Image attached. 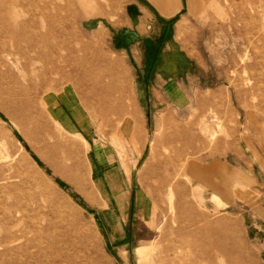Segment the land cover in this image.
<instances>
[{
    "label": "rangeland",
    "instance_id": "rangeland-1",
    "mask_svg": "<svg viewBox=\"0 0 264 264\" xmlns=\"http://www.w3.org/2000/svg\"><path fill=\"white\" fill-rule=\"evenodd\" d=\"M170 2L191 62L175 82L146 55L164 0H0V264H139L138 247L159 264H264V0ZM50 94L76 99L92 137L57 120ZM141 115L122 212L95 166L129 170L121 128Z\"/></svg>",
    "mask_w": 264,
    "mask_h": 264
},
{
    "label": "crops",
    "instance_id": "crops-1",
    "mask_svg": "<svg viewBox=\"0 0 264 264\" xmlns=\"http://www.w3.org/2000/svg\"><path fill=\"white\" fill-rule=\"evenodd\" d=\"M162 3V2H161ZM183 9V2L177 5V3H171L170 0H164V4L161 7V12L157 13L156 20L159 23V32L160 36L156 40L150 39V37L145 38V43L147 44L146 52L147 57H152V62H154V68L157 67H166V72L168 73V80L175 82V80H184L186 75L190 73L188 67L191 62L187 58L186 53L183 51L182 47L178 46V40L176 39V34L173 35V17L175 13L178 14L179 10ZM149 10H151L149 8ZM152 11V10H151ZM147 26V22L144 20H137L135 25V30L138 34H142V27ZM133 28V27H130ZM133 29H126L124 32L117 31L122 37H125L132 42L133 40L138 43L139 38L138 34L132 31ZM122 32V33H121ZM157 41V42H156ZM164 42H168L167 52H165V56L168 57V62H160V58L162 57V46ZM163 56V57H165ZM164 71V72H165ZM172 82V83H173ZM179 84V82L177 83ZM174 90V89H173ZM139 97L135 98V102H132V105L139 110L138 106H142L144 103L148 105L151 100L150 89L148 85H145V88L142 90H138ZM64 97H56L53 95H49L46 99V104L49 107L51 113H53L57 120L68 130L72 132L82 131L87 135L88 138L92 137L91 135V127H94L91 121V116H87L85 112H80L77 105H74L76 101L75 98H69V95H65ZM76 97V96H74ZM145 98V102L142 103L140 99ZM73 107L71 110L74 114V118L70 116H65L66 113H69V107ZM144 116H138V118L131 117L126 119V125L121 128L123 133H127L130 135V139L133 137V149L135 150V154L133 158H130V166L129 170L125 168V164L121 165V168L118 169L116 166L111 168L110 165H107V161L103 160V157H98L99 164L102 162V166L96 165L95 168V179L99 186V190L106 202L113 203L116 202L118 208L122 212H126L124 208L126 207V200L128 197L127 193H131L134 189L133 176L132 172L139 164L142 159L144 149H145V132L143 130V125L145 123ZM99 126V125H98ZM147 130V127H146ZM88 132V133H85ZM81 133V132H80ZM96 146V144H95ZM94 146V148H95ZM97 153L103 154L106 152L105 148H101L100 146H96ZM95 149V150H96ZM104 164V166H103ZM146 200V198H145ZM147 202V200H146ZM128 209V208H127ZM112 214V213H111Z\"/></svg>",
    "mask_w": 264,
    "mask_h": 264
},
{
    "label": "bare ground",
    "instance_id": "bare-ground-1",
    "mask_svg": "<svg viewBox=\"0 0 264 264\" xmlns=\"http://www.w3.org/2000/svg\"><path fill=\"white\" fill-rule=\"evenodd\" d=\"M170 195H172V193ZM168 249L173 250L174 247L171 246V247H168ZM178 252H181V249L178 250ZM136 253H137L138 257H139V264H159L160 261L165 260V258H163L161 254L154 255L152 252H150V250H148L147 248H144V247H138L137 250H136ZM205 253L209 254V251L207 250ZM195 262H196V260H195Z\"/></svg>",
    "mask_w": 264,
    "mask_h": 264
}]
</instances>
